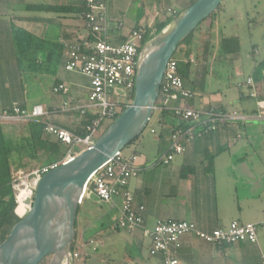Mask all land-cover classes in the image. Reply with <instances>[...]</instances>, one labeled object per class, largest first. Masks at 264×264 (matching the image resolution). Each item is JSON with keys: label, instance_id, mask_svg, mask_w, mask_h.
Returning <instances> with one entry per match:
<instances>
[{"label": "crops", "instance_id": "0c3cea01", "mask_svg": "<svg viewBox=\"0 0 264 264\" xmlns=\"http://www.w3.org/2000/svg\"><path fill=\"white\" fill-rule=\"evenodd\" d=\"M83 1L0 0V114L11 111L14 106L27 111L42 106L48 112L44 122L79 135L83 132L90 117L82 116L76 107L86 103L90 80L79 73L66 71L65 64L69 46L89 36L84 18L81 14L28 10L30 6L41 5L80 8ZM97 1L107 6L109 41L119 44L125 42L135 28L155 33L158 25L172 18L169 10L177 14V6L187 7L189 0ZM222 10H218L193 38L191 45L181 51L184 60L181 62L191 64V75L185 82L186 89L194 97L190 106L204 112L236 116L237 119L223 124L204 119L195 130L202 135L186 143L182 154L176 155L168 164L161 161L163 156L156 154L148 160V169L139 168V174L147 169L145 174L131 178L128 187L134 195L136 209L145 208L143 217L149 229L159 221L192 223L205 233L226 230L234 222L258 226L255 244L243 241L217 246L194 235L184 236L178 247L173 248L181 264H264V119L257 117V99H264V59L260 60L261 51L253 43L252 56L259 60L257 66L250 65L249 72L245 73L248 65L245 66L239 51L240 44L235 40L233 47L230 41L238 39V25H234L238 16L235 11L227 13ZM259 17L254 23L251 20L248 28L254 31L263 26L264 14ZM18 33L31 37L27 59L31 64L36 61V67L22 66L25 62L20 61L23 58L18 47ZM263 40L264 37L260 42ZM227 41L230 42L228 45ZM221 46L226 50L222 58L224 69L221 70L226 74V80L223 85L213 88L207 65L214 60L212 51L222 50ZM44 77L53 83L47 92L41 93L36 86ZM249 80H252L251 85ZM58 85H65L68 92L54 94ZM33 90L35 94H32ZM254 94L257 98L252 97ZM157 122L159 129L151 125L150 132L157 135L154 142L157 151L161 146L166 154L174 126L167 125L161 118ZM29 123L13 120L2 125L5 134L18 141L29 136ZM189 126L182 122L177 128ZM212 126L216 129L207 132ZM108 127L109 124L104 129ZM165 131L168 135L161 141L159 135ZM142 144L140 140L133 144L131 156L136 155ZM28 161L25 158L30 164ZM119 206L120 200L117 205H107L96 228L89 233L83 232L82 237L75 240V252L80 255L77 261L85 264L93 253L106 250L107 256L113 255L120 264H162V257L150 255L151 240L140 231L128 233L116 229ZM95 234L96 237L92 238ZM116 236V242L112 240L111 247H107V241Z\"/></svg>", "mask_w": 264, "mask_h": 264}, {"label": "built area", "instance_id": "2783aa9c", "mask_svg": "<svg viewBox=\"0 0 264 264\" xmlns=\"http://www.w3.org/2000/svg\"><path fill=\"white\" fill-rule=\"evenodd\" d=\"M84 1L88 12L83 15V18L89 36L69 46L65 69L68 72L79 73L90 80V93L86 103L76 107L82 116L90 117L89 124L83 128V132L79 135L65 128L44 122L48 112L42 106H36L31 111L14 106L11 111L0 114L1 124L13 120L27 123L40 121L44 125L46 135L52 136L62 145L70 147L69 154L74 152L79 154L92 148L101 130L117 119L120 99L131 98L135 90L138 57L146 39V30L135 28L125 42L111 43L109 41L110 25L106 4L97 0ZM168 12L175 14L172 13V10ZM248 84L251 85L252 80H249ZM67 92L68 88L65 85H58L53 90L54 94ZM252 97L257 98L255 94ZM193 98V94L186 89L179 74L178 60L173 57L164 73L156 112L171 110L181 122L190 124V126L185 129L176 128L172 132L168 152L161 158L165 164L170 163L176 155L182 154L186 143L192 142L197 136L202 135L195 133V130L199 124L203 123L204 119L213 124H223L237 119L236 116L231 117L216 111L196 110L190 106ZM173 103L177 105L172 106ZM257 107V117L264 119V99H257ZM215 129V126L209 127L207 132ZM70 158L72 155H68L66 160L60 163L36 168L29 174L22 171L14 174L13 190L16 197L15 214L17 216L24 217L31 209L36 187L42 177ZM136 160V155L125 159L123 152L118 153L114 159L91 176L83 198L87 194H91L101 204L112 206L117 205V201L120 200L119 217L116 225L120 230L128 233L140 231L145 238L150 239V255L162 257V264H181L175 257L173 248L178 247L180 239L187 235H194L208 244L217 246L243 241L257 243L258 226L254 224L241 225L234 222L228 229L216 230L212 233L202 232L194 224L187 222L159 221L152 229L147 228L143 217L145 208L141 206L136 209L134 195L128 189L130 179L136 177L140 171L139 168L135 167ZM22 190L27 191L29 195L23 213L18 214L19 196ZM79 257L78 252L73 253V260H78Z\"/></svg>", "mask_w": 264, "mask_h": 264}, {"label": "water", "instance_id": "95a60500", "mask_svg": "<svg viewBox=\"0 0 264 264\" xmlns=\"http://www.w3.org/2000/svg\"><path fill=\"white\" fill-rule=\"evenodd\" d=\"M225 0H199L159 33L151 35L140 51L131 104L102 133L94 146L46 173L39 181L31 209L0 245V264H74L79 206L91 176L140 137L156 113L159 90L169 61L179 46Z\"/></svg>", "mask_w": 264, "mask_h": 264}, {"label": "rangeland", "instance_id": "374dc122", "mask_svg": "<svg viewBox=\"0 0 264 264\" xmlns=\"http://www.w3.org/2000/svg\"><path fill=\"white\" fill-rule=\"evenodd\" d=\"M197 1H199V0H189L187 7L189 8L190 6L195 4ZM187 7H184L181 5H180V7L177 6L176 9L178 10L177 11L178 13L176 15L178 16V14H181L183 11H185L187 9ZM221 8H223L222 11H226L227 13H229L230 11L231 12L235 11L236 13L234 12V14L238 16V19L237 20L235 19V21H234V23H235L234 25H238L237 26L238 39L236 37L235 39H230V41L232 40L233 47L236 45L235 40L239 42V44H240L239 51L242 54L244 64H245V66L248 65V67L245 68V73H248L250 70V65L252 66L253 64L254 65L256 64V66H257V61L259 60V59H257V57H255V59H254L252 56L253 43H254V45H257L261 51L260 60L262 58L264 59V40H263V42H260L261 38L264 37V25L260 26L258 29L254 30V31L251 28H248L252 24L250 22L251 20H253L252 22L254 23V22L259 20V18H260L259 15L264 14V0H225L224 3L220 6V9ZM133 11L135 12L136 10L133 9ZM138 12L141 13V10H138ZM163 12H165V11H163ZM164 16H165V14H164ZM173 16H175V15H173ZM213 18L214 17H212L211 19H213ZM169 20H171V19H167L166 22H168ZM208 21H210V19L209 20L207 19L204 23L201 24V26L195 32L193 38L198 34V32L200 30H202L204 27H206ZM192 41H193V39L189 40L188 42L184 43L181 47H179L174 58L178 59L179 61L183 60L181 57V51L185 50L186 49L185 47H188L189 45H191ZM212 42H214V37L212 38ZM226 43L228 45L230 42L227 41ZM221 48H222V50L221 49L218 50V48H217L215 52L212 51L213 55H211V56H213L212 59H214V60H210L209 64L207 65V66H209V68L207 70L209 72H211L210 85H212L213 88H216L217 85H223L224 81L226 80V74L221 71L222 67L224 69V61L222 60V58H224V54H225L226 50L224 51L223 46H221ZM254 65H253V67H254ZM52 83H53V81H52ZM52 83L50 84L49 78L45 79V77H44L42 79V81L36 86V88L41 93L47 92L49 85L51 86ZM35 93H36V91L33 90L32 94H35ZM129 98L128 97L125 99L121 98L120 102H126L129 100ZM159 114L156 113L154 115L153 119L150 121L149 126L146 128L145 132L141 135V137L139 139L140 141H143V144L141 146H139V149H137V153H136L137 160L135 162L136 168L142 169L143 167H145L148 169V160L150 158H153L156 154L159 157H161L165 154V149L161 146H160V148H158V151H157V145L155 144L156 139H157L156 138L157 135L155 136V135L151 134V132H150L151 125L152 126L155 125V128L159 129V123L157 122V119H159V118L163 119V115H161V114H160L161 116H159V118H158ZM171 115L172 114L166 115L164 123H166L167 125H170V126L181 125V122ZM106 129L103 128L101 130V132L98 135V139ZM143 145H144V147H143ZM69 148L70 147H68V146L64 147V150H67L66 158L68 157L67 155H72V153H70V154L68 153ZM132 149H133V145L130 147L129 146L126 147L122 151L123 157L125 159H128L129 157H131ZM76 152H77V149H76ZM76 154H78V152ZM66 158H65V160H66ZM39 167H41V166L36 165V163H34L32 166L30 164V167L23 170L22 172L25 174H29V172H32V171L36 170V168H39ZM146 170H144V171H146ZM144 171H142L140 174H142V173L145 174ZM128 189H129V187H128ZM106 208H107V205L102 206L100 201L94 195L87 194L84 201L79 206V211H78V215H77V223H76V234H77L76 241H77V239H80L82 237L83 232L86 231L87 233H89V231H93L96 228V225L99 222V220L101 219V216L103 215V213L106 211ZM22 218L23 217H19L20 220ZM121 235H123V234H121ZM117 239H118V236L114 237V239L108 240L106 243L107 247H111L110 245L113 244L111 241L114 240V242H116ZM104 251H106V250H99L98 252L93 253L90 256V258L87 260V263H85V264H120L118 262V261H120L119 259L113 258V255H112V257H108L107 256L108 254H106V252H104ZM51 259H52V257H47L44 261H42L41 264H50ZM74 264H84V261L74 260Z\"/></svg>", "mask_w": 264, "mask_h": 264}, {"label": "trees", "instance_id": "16d2710c", "mask_svg": "<svg viewBox=\"0 0 264 264\" xmlns=\"http://www.w3.org/2000/svg\"><path fill=\"white\" fill-rule=\"evenodd\" d=\"M28 10L41 11V12L53 11L61 14L62 13L81 14L82 16L86 12H88V8L86 6L85 1H83L80 8L58 7V6L52 7V6L41 5V6H30ZM215 14L211 16L209 19L214 17ZM176 16L177 15L173 16L171 20H169L168 22L158 25L156 27L155 33H151L149 30H146L145 43L149 40L151 35L161 32ZM198 28L179 47H181L184 43L188 42L189 40H192ZM17 42H18V47L20 48V54L23 58V59L21 58L22 60L20 61L25 62L22 66H24L25 68L26 67L30 68L31 66L34 67L35 65L36 67L37 65L35 64L36 61H34V63L31 64V61L27 59V55L29 54L27 49L32 43L31 37L26 35L25 33H18ZM178 65H179V74L185 84V82L189 80L191 75V64L188 62L184 63L178 60ZM134 93L135 90L133 91L132 96L128 101L119 102L118 117L132 104L134 99ZM176 105H177L176 103L172 104V106H176ZM159 113L163 115L164 122L167 114H172L171 116L178 119L175 116L174 112L171 110H163ZM88 124L89 123L87 122L86 125ZM176 128L177 126H174L172 128L171 134L172 132H174L173 129ZM27 132L29 133V136L27 138H22L16 141L11 139L9 136H7V134H5L4 127L0 123V245L7 239L13 227L20 222L19 217L15 214L17 205H16L15 192L13 190L14 172L27 169L28 167H30V164L32 162H36V164L41 165V167L51 165L54 163H60L66 156V152H67V150H64L65 146L59 143L56 139L52 141L45 137L44 125L40 121L29 123ZM166 135H168L167 131L161 133L159 135L160 140L164 141ZM140 137H138L135 141L131 142L129 144V147L132 146L135 142H137L140 139ZM74 156H76V153L72 154V157ZM25 158H28L29 160L28 162L30 164L25 162ZM116 229L120 230L117 225H116ZM95 237L96 234L92 236V238ZM75 250L76 249L74 244L72 247V252L74 253Z\"/></svg>", "mask_w": 264, "mask_h": 264}, {"label": "bare ground", "instance_id": "6f19581e", "mask_svg": "<svg viewBox=\"0 0 264 264\" xmlns=\"http://www.w3.org/2000/svg\"><path fill=\"white\" fill-rule=\"evenodd\" d=\"M28 195L29 193L25 190H22V192L20 193V196H19V201H20V206L19 208L17 209V213L18 214H22L23 211H24V208H25V202L28 198Z\"/></svg>", "mask_w": 264, "mask_h": 264}]
</instances>
